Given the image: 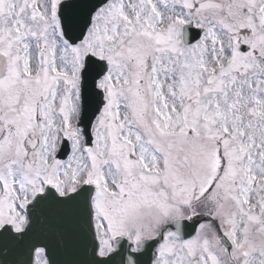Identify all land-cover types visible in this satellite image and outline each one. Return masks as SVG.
I'll return each instance as SVG.
<instances>
[{
  "label": "snow or ice",
  "instance_id": "obj_1",
  "mask_svg": "<svg viewBox=\"0 0 264 264\" xmlns=\"http://www.w3.org/2000/svg\"><path fill=\"white\" fill-rule=\"evenodd\" d=\"M0 264H264V0H0Z\"/></svg>",
  "mask_w": 264,
  "mask_h": 264
},
{
  "label": "clouds",
  "instance_id": "obj_2",
  "mask_svg": "<svg viewBox=\"0 0 264 264\" xmlns=\"http://www.w3.org/2000/svg\"><path fill=\"white\" fill-rule=\"evenodd\" d=\"M128 259H131V258H128Z\"/></svg>",
  "mask_w": 264,
  "mask_h": 264
}]
</instances>
